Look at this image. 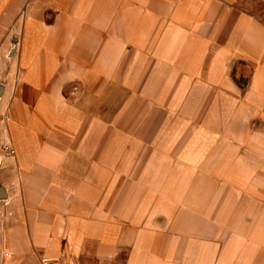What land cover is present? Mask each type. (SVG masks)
<instances>
[{
  "label": "crops",
  "instance_id": "obj_1",
  "mask_svg": "<svg viewBox=\"0 0 264 264\" xmlns=\"http://www.w3.org/2000/svg\"><path fill=\"white\" fill-rule=\"evenodd\" d=\"M263 15L256 0H146L143 13L135 0H0V113L17 149L0 155V264H186L190 242L191 264H214L215 239L122 212L120 193L184 191L203 160L214 182L248 172ZM138 101L145 127L167 129L142 178Z\"/></svg>",
  "mask_w": 264,
  "mask_h": 264
},
{
  "label": "rangeland",
  "instance_id": "obj_2",
  "mask_svg": "<svg viewBox=\"0 0 264 264\" xmlns=\"http://www.w3.org/2000/svg\"><path fill=\"white\" fill-rule=\"evenodd\" d=\"M135 1L137 12L143 13L146 0ZM256 3L258 11L262 14L264 5L258 0ZM142 103L143 101H138L137 105V123L141 126L132 129L136 131L138 138L137 146L131 149L138 156L137 178H142L140 174L145 169L146 158L154 150L155 144L152 142L167 132L166 128L144 126ZM105 115L111 117L112 113L106 112ZM250 125L251 138L248 150L257 152L258 158H249L250 166L247 173L234 169L232 180L229 181L223 175L227 168L226 164L222 163L219 171L223 176L217 175L214 182L209 172H213L218 165L216 162L203 160L199 165L201 176L198 179L191 177L190 185L186 186L184 191L121 192L122 205L127 201L126 205L129 206H122V212L135 211V215L160 217L165 227H169L170 233H173L170 230L172 228L185 236L199 234L202 240L215 239L217 252L214 264H264V121L255 119ZM120 146L122 152L128 151L127 144ZM253 163L259 164V174L250 173ZM1 165L0 174L7 169L9 163ZM3 182L0 176V184ZM197 183L201 184L200 187L195 186ZM189 248L186 250L189 255L184 257L186 264L193 257L191 242Z\"/></svg>",
  "mask_w": 264,
  "mask_h": 264
},
{
  "label": "built area",
  "instance_id": "obj_3",
  "mask_svg": "<svg viewBox=\"0 0 264 264\" xmlns=\"http://www.w3.org/2000/svg\"><path fill=\"white\" fill-rule=\"evenodd\" d=\"M10 120V115L8 111L0 113V155L6 158H13L17 155V149L10 136H6L3 131V125H8ZM0 161V167L1 165Z\"/></svg>",
  "mask_w": 264,
  "mask_h": 264
},
{
  "label": "water",
  "instance_id": "obj_4",
  "mask_svg": "<svg viewBox=\"0 0 264 264\" xmlns=\"http://www.w3.org/2000/svg\"><path fill=\"white\" fill-rule=\"evenodd\" d=\"M2 94V90L0 89V95ZM7 195L3 188L0 187V199H6Z\"/></svg>",
  "mask_w": 264,
  "mask_h": 264
}]
</instances>
